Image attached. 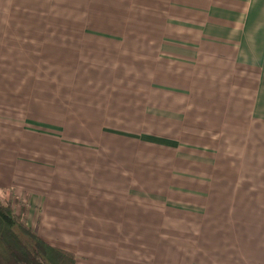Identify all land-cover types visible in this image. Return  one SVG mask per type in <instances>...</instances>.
Listing matches in <instances>:
<instances>
[{
	"label": "crops",
	"instance_id": "crops-1",
	"mask_svg": "<svg viewBox=\"0 0 264 264\" xmlns=\"http://www.w3.org/2000/svg\"><path fill=\"white\" fill-rule=\"evenodd\" d=\"M6 195L77 264H264V0H0Z\"/></svg>",
	"mask_w": 264,
	"mask_h": 264
},
{
	"label": "trees",
	"instance_id": "trees-1",
	"mask_svg": "<svg viewBox=\"0 0 264 264\" xmlns=\"http://www.w3.org/2000/svg\"><path fill=\"white\" fill-rule=\"evenodd\" d=\"M0 264H77L76 256L47 243L12 206L0 200Z\"/></svg>",
	"mask_w": 264,
	"mask_h": 264
},
{
	"label": "rangeland",
	"instance_id": "rangeland-1",
	"mask_svg": "<svg viewBox=\"0 0 264 264\" xmlns=\"http://www.w3.org/2000/svg\"><path fill=\"white\" fill-rule=\"evenodd\" d=\"M48 63H43V69L45 66H47ZM49 79L48 78H44L43 77V82H48ZM27 127H31V126H27ZM32 128V127H31ZM6 197V198H5ZM2 199L3 202L7 203V204H10L15 212L16 215H18L19 217L23 218V215H22V211H21V208L24 207L22 202H21V205L17 202V199L15 201V199L13 198V196L9 197L8 195L6 196H1L0 200ZM22 201H25V199H22ZM27 223V222H26Z\"/></svg>",
	"mask_w": 264,
	"mask_h": 264
}]
</instances>
